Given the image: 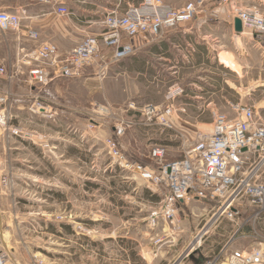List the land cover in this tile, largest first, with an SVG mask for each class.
Instances as JSON below:
<instances>
[{
    "label": "rangeland",
    "instance_id": "rangeland-1",
    "mask_svg": "<svg viewBox=\"0 0 264 264\" xmlns=\"http://www.w3.org/2000/svg\"><path fill=\"white\" fill-rule=\"evenodd\" d=\"M168 34L169 56L152 52L159 37H138L133 56L111 61L106 50V69L100 60L80 77L35 90L46 112L29 84L30 115L18 116L10 97V126L26 133L0 135V192L6 249L19 264H205L231 239L239 238L229 250L250 247L243 235L249 223L239 232L238 220L215 216L207 223L214 211L204 202L184 206L174 226L151 228L161 193L111 154L115 142L122 160L156 169V145L166 148V160L182 158L212 131L216 114L234 116L236 103L264 117V43L235 32L230 5L208 2ZM1 85L10 94L20 90L7 77ZM147 106L159 112L147 115ZM111 232L115 239L105 238Z\"/></svg>",
    "mask_w": 264,
    "mask_h": 264
},
{
    "label": "built area",
    "instance_id": "built-area-1",
    "mask_svg": "<svg viewBox=\"0 0 264 264\" xmlns=\"http://www.w3.org/2000/svg\"><path fill=\"white\" fill-rule=\"evenodd\" d=\"M37 1L53 6L61 16L70 14L62 0ZM209 1L188 0L182 8L176 9L164 0H141L124 12L112 10L103 20L104 29L100 34L86 35L68 51L61 52L57 44L45 40L24 53L21 60L29 66L25 82L31 87H46L56 79L80 77L88 66L100 60L104 64L102 68L106 69L104 51L110 50L111 61L131 57L137 51L131 42L133 39L143 36L162 38L170 28L194 20L198 10ZM220 3L230 5L233 18L241 19L243 31L264 43V0H255L247 7L240 6L235 0H220ZM20 29L22 18L19 14L0 11L2 32ZM24 33L34 40L40 37V32L32 27H26ZM0 76L10 80L14 78L4 65H0ZM10 97V93L0 94V131L21 136L24 133L20 127L10 126ZM36 101L38 108L46 112L41 102ZM35 104L31 107L33 112H36ZM232 107L234 116L216 114L212 131L199 135L197 142L182 158L166 160V148L156 145L150 153L156 161V169L122 160L115 142L112 143L111 154L123 168L132 169L154 192L161 193L159 205L148 217L151 228H159L162 224L176 225L180 211L190 202L208 203L214 213L207 223L215 216L217 219L238 220L237 232L243 224L249 223L251 231L243 235L251 245L229 250V244H234L239 238L231 239L217 253L206 256L205 264H264V230L257 226L264 218V117L248 104L236 103ZM158 112L157 107L146 108L147 115ZM1 181L7 183L5 178ZM0 264L17 263L8 251L1 249Z\"/></svg>",
    "mask_w": 264,
    "mask_h": 264
},
{
    "label": "crops",
    "instance_id": "crops-1",
    "mask_svg": "<svg viewBox=\"0 0 264 264\" xmlns=\"http://www.w3.org/2000/svg\"><path fill=\"white\" fill-rule=\"evenodd\" d=\"M141 0H62V3L70 10V14L66 16L59 15L53 6L41 4L37 0H0V11L5 10L17 13L22 18V29L18 31L2 32L0 30V65H4L10 73L14 74L13 84H16L20 89L18 93L11 96L15 102V109H17L18 116H25L29 113L28 102L33 100L34 95L25 90V78L29 66L24 64L21 60L24 53L29 49L37 46L45 40H49L57 44L61 52L68 51L75 47L86 35L100 34L103 27V20L106 15L112 10L124 12L130 5L138 4ZM188 0H164V2L176 9L182 8ZM240 6H251L255 0H235ZM209 2H219L220 0H210ZM221 4V3H220ZM219 19V18H218ZM220 20V19H219ZM32 27L40 32V37L37 40L31 39L25 35V28ZM168 32L159 41H170ZM144 38V37H143ZM148 40V37H145ZM190 53V51H188ZM163 55L161 57H164ZM5 76H0L1 80ZM24 84V85H23ZM15 86V85H14ZM2 93H10V89L1 85ZM4 89V90H3ZM39 86H32L31 91L40 90ZM12 91V86H11ZM32 97V98H31ZM39 99L37 92L35 93V100ZM59 128H65L63 125H58ZM23 131V129H22ZM26 132H24L25 134ZM1 135V133H0ZM25 137V136H23ZM21 137V138H23ZM0 192V250H6L8 247L10 229L5 228V203L3 195ZM8 195V194H6ZM5 197V196H4ZM2 198V199H1ZM209 221V220H208ZM207 221V222H208ZM264 223V218L261 219L259 225ZM77 227H71V229ZM262 228V227H261ZM77 235L79 236V232ZM251 231L248 229V232ZM75 232L72 231V234ZM75 235V234H74ZM108 239H115L114 233L111 232L105 236ZM12 257L11 250L8 251ZM13 261L19 264L13 257Z\"/></svg>",
    "mask_w": 264,
    "mask_h": 264
},
{
    "label": "trees",
    "instance_id": "trees-1",
    "mask_svg": "<svg viewBox=\"0 0 264 264\" xmlns=\"http://www.w3.org/2000/svg\"><path fill=\"white\" fill-rule=\"evenodd\" d=\"M172 41L174 40L173 38L171 39ZM160 46H153L152 47V52L154 54H157L158 56H163V55H166V56H169V53L167 52L168 48H169V42L167 41H160L158 42ZM199 49L202 50L201 51V54L205 55L207 53V49L206 47L204 46H199ZM199 59H201L200 55H198ZM199 63V62H198ZM62 227L64 228H68V229H71V226L68 225V226H65V225H62Z\"/></svg>",
    "mask_w": 264,
    "mask_h": 264
},
{
    "label": "water",
    "instance_id": "water-1",
    "mask_svg": "<svg viewBox=\"0 0 264 264\" xmlns=\"http://www.w3.org/2000/svg\"><path fill=\"white\" fill-rule=\"evenodd\" d=\"M234 30L237 33L243 32L242 21L238 17L234 18Z\"/></svg>",
    "mask_w": 264,
    "mask_h": 264
},
{
    "label": "bare ground",
    "instance_id": "bare-ground-1",
    "mask_svg": "<svg viewBox=\"0 0 264 264\" xmlns=\"http://www.w3.org/2000/svg\"><path fill=\"white\" fill-rule=\"evenodd\" d=\"M245 33H247L246 30H244L243 32H241V34H245ZM0 133H1V131H0ZM1 134H2V133H1ZM216 217H217V216H216ZM200 246H201V244L199 245V247H200ZM199 247H198V248H199ZM198 248H197V249H198Z\"/></svg>",
    "mask_w": 264,
    "mask_h": 264
}]
</instances>
